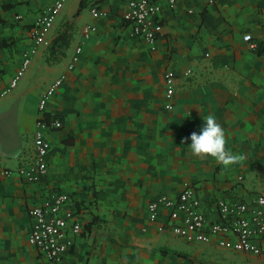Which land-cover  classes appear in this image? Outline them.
Segmentation results:
<instances>
[{
  "label": "crops",
  "instance_id": "obj_1",
  "mask_svg": "<svg viewBox=\"0 0 264 264\" xmlns=\"http://www.w3.org/2000/svg\"><path fill=\"white\" fill-rule=\"evenodd\" d=\"M156 1L164 28L152 49L123 21L128 0H66L40 46L30 26L52 0H0V92L36 48L0 103V164L16 168L32 157L40 97L66 73L47 105L64 123L46 132L54 146L48 174L37 184L16 174L0 184V264L40 263L28 242L29 208L50 190L71 194L92 221L59 264H264V256L160 232L148 212L151 200L176 197L189 183L211 217L220 197L264 194V0ZM93 7L107 16L93 17ZM88 23L98 30L84 39ZM62 32L65 44L54 46ZM247 33L262 53L244 41ZM78 45L83 52L68 70ZM168 74L177 77L172 109ZM209 114L226 147L243 156L238 163L191 153L184 138Z\"/></svg>",
  "mask_w": 264,
  "mask_h": 264
},
{
  "label": "built area",
  "instance_id": "obj_2",
  "mask_svg": "<svg viewBox=\"0 0 264 264\" xmlns=\"http://www.w3.org/2000/svg\"><path fill=\"white\" fill-rule=\"evenodd\" d=\"M66 0H52L30 26V35L36 46L45 44L46 35L62 12ZM214 2V0H209ZM171 4L175 0H170ZM161 4L156 0H128L122 14L132 36L143 38L152 49L163 32ZM93 17L107 16V11L92 8ZM18 19L21 16H17ZM93 23L83 29L84 39L97 32ZM249 47L255 50L257 41L251 33L243 36ZM33 48L27 53L10 80L7 88L0 92V99L15 88L30 66ZM83 52V47L75 48L67 69L73 70ZM66 73L54 79L41 95L38 103V117L33 132L34 153L32 157L16 168L0 164V184L14 174L26 184H37L48 174V156L52 152L53 142L47 138L48 130H60L64 127L62 119L47 110L50 98L63 84ZM176 75L165 77V107L173 108L176 93ZM49 114V116H48ZM217 216L211 217L202 209L196 184H186L176 197L161 195L148 204L149 220L159 223L160 232L170 231L189 243H210L236 253L264 256V194L255 193L247 199L220 197L216 201ZM31 227L28 242L36 250L39 264L47 261L62 263L71 252L76 239L87 230L92 222L86 221V211L77 205L71 194L65 191L50 190L29 208ZM94 218V216H93Z\"/></svg>",
  "mask_w": 264,
  "mask_h": 264
},
{
  "label": "clouds",
  "instance_id": "obj_3",
  "mask_svg": "<svg viewBox=\"0 0 264 264\" xmlns=\"http://www.w3.org/2000/svg\"><path fill=\"white\" fill-rule=\"evenodd\" d=\"M204 123L199 132L193 131L185 141L191 140L188 145L191 153L197 157L211 156L217 163L230 166L238 163L243 156L232 153L227 147L225 130L213 114L203 116Z\"/></svg>",
  "mask_w": 264,
  "mask_h": 264
},
{
  "label": "trees",
  "instance_id": "obj_4",
  "mask_svg": "<svg viewBox=\"0 0 264 264\" xmlns=\"http://www.w3.org/2000/svg\"><path fill=\"white\" fill-rule=\"evenodd\" d=\"M82 4L80 5L79 7V10L82 8ZM66 42V33L65 32H62L55 40L54 42V46H57V45H63L65 44ZM257 53H262L263 52V48L261 47V45L259 44L258 47L255 49ZM54 59V57L51 56V59ZM49 116V114H48ZM162 251H165L167 252V250L164 248V249H161ZM175 253L179 254V255H183V256H186V254H183V253H180V252H177V251H174Z\"/></svg>",
  "mask_w": 264,
  "mask_h": 264
},
{
  "label": "rangeland",
  "instance_id": "obj_5",
  "mask_svg": "<svg viewBox=\"0 0 264 264\" xmlns=\"http://www.w3.org/2000/svg\"><path fill=\"white\" fill-rule=\"evenodd\" d=\"M52 60H54V59H52ZM8 96H9V95H8ZM8 96H7V97H8ZM5 98H6V97L1 98V99H0V103L3 102V100L5 101V100H6ZM19 136H21V135H19ZM20 140L23 141L24 139H21V137H19V140H18L19 143H20ZM0 147H1V146H0Z\"/></svg>",
  "mask_w": 264,
  "mask_h": 264
}]
</instances>
